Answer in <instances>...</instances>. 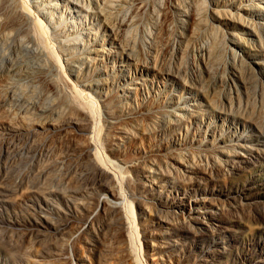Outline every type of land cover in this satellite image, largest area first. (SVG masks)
Returning a JSON list of instances; mask_svg holds the SVG:
<instances>
[{
    "label": "bare ground",
    "instance_id": "1",
    "mask_svg": "<svg viewBox=\"0 0 264 264\" xmlns=\"http://www.w3.org/2000/svg\"><path fill=\"white\" fill-rule=\"evenodd\" d=\"M234 2V0H0V106L3 107L7 101L9 104L12 101L15 110L13 109L14 113H11L13 117L16 116V120L11 121L12 123L6 124L4 122L5 126H2L4 136L2 138L0 136V138L4 148H2L1 153L6 158L12 151H15L13 148L17 141H22V143L28 144L30 148L28 150L33 156L50 136L56 135L55 133L67 134L66 132L73 131L74 134L75 131L81 136L79 138L78 134L74 135L79 138V140L76 139L77 137L74 138L76 140H74V149L65 153L66 148L64 155L55 156L56 160L53 159L56 161L57 166L55 167L58 169L55 171L60 172V177L65 176L67 182L65 181L63 184L64 181L58 179L55 181L56 186L54 188L47 187L48 190L46 191L49 192V195H60L62 192L65 195L64 192L67 194L70 191L68 197L66 195L59 197L68 206L71 204L74 208L73 211L69 213L70 211L66 210V213L63 212L65 215L61 217V213H57V209V212L55 211L59 214V216L56 215L57 217L50 215V212L44 213L43 219L37 218V224L31 227L32 229L29 227L28 233L30 235L36 238L43 234L68 233L69 238L75 234L74 238L79 240L89 237V235H97L99 232L102 234L108 231L111 237L120 234L123 242L118 241V243L123 244L117 248L119 250L117 251L127 257L126 264H162L163 253L160 248L161 245L155 240L157 239L156 235L166 243H164L165 248L171 249L180 240L184 242L189 233L198 232L200 233L198 237H203L201 238L203 244L200 245L191 240L189 248L191 246L199 256H203L215 248V239L209 240L204 234L202 236V229L200 228V224H202L200 215L202 213L197 211L203 208V204L204 206L208 205L212 210L221 208L222 206H218L214 201L215 197L207 196L202 192V198L194 203H189L188 208H186L182 200L173 203L167 201L168 190L165 187L166 182H168L167 174H171L175 179L176 173H181L182 180L192 182L195 178L194 174L199 170V158L205 161L206 165L211 164L210 166H213V164L221 161L218 157L220 153L218 149L221 148H218L220 146H217L215 142L211 143L209 147H202L201 139H198L197 144L194 145L191 141L186 142L187 125L196 114V112L190 111L189 107L192 106L199 110L198 104H189L179 95L163 93L159 89L153 95L143 97V91L148 89L149 85L156 86L158 83H164L163 75L169 77L171 84L183 85L185 86L184 89L201 95L203 99H205V92L203 93V89L201 90L200 86L193 83L195 81L185 84L184 80L186 79L183 80L182 75L170 73L169 70H162L160 68L162 63L158 65V60L156 62L155 59L158 53L154 54L153 52L151 53V55L154 54L152 57L139 60L136 57L135 42L138 26H141L142 32L149 38L148 42L152 50L167 42L168 38L166 37H171L168 32L171 34L172 30L171 28L168 31L170 23L168 22V13H175L182 18L184 17L182 20L188 23L191 30H195L204 21L205 18L202 17L206 15L210 22L209 28H211L212 35L210 42L208 40V43L201 48L200 58L204 73L209 74L211 68L218 66L215 65L214 61L222 60L226 56L225 59H229L228 62L232 68L228 74L230 82L239 77L240 72L245 73L243 70H247V73L253 78L256 75L253 72L255 69L248 61L243 60L241 55L243 51L240 49L238 41H242L246 46L251 45L255 49L264 50V29L253 18L239 14V8L234 6ZM230 6L236 10L232 11ZM242 9L244 10V7ZM148 12H150V17L154 16L153 18H155L153 21L151 20L152 22L155 20L154 24L150 23V25L153 24L151 27L142 18L146 13L148 15ZM221 16L246 27V33L255 36L254 41L252 38L240 37L238 34L235 38L236 34L233 32L229 34L230 36L222 34L219 37L216 35L221 22L219 17ZM201 18L202 22L200 23ZM223 32L226 33V31ZM174 34L176 35V33ZM175 37H180V34ZM140 42L142 43V41ZM159 50L161 51V48ZM211 61H213V67ZM237 68H243V70L240 69L242 71L239 72ZM211 73L210 76H212ZM246 74L242 76L245 77ZM219 78H223V75ZM246 79L249 80L250 78ZM246 79H244L245 84L247 83ZM199 82L201 85L200 80ZM260 83V89L264 91V82ZM247 84L244 86H248ZM253 84L255 83L253 82ZM246 91L248 90L245 89V93H247ZM173 96H176V101H173ZM34 98H42V104L36 111L31 110ZM39 99H35V102L36 100L38 102ZM210 100L205 99V102L213 110H217V113H226L225 106L222 104L215 105L214 99ZM182 125L186 126L184 135L180 132ZM73 134L71 133V135ZM168 135L169 140L177 146L164 147V150L153 151L147 156L132 157L129 153L134 148H141L147 152L144 146L145 144L149 145V143H151L150 148L152 145L158 147V142H161L160 138L163 136L166 138ZM60 136H57L58 141ZM65 136L68 137V135ZM69 137V139L72 138L70 135ZM221 146L224 148L226 145ZM234 147L232 144L227 145L229 149ZM25 150V153H28V150ZM59 153L62 154V152ZM22 155L19 160L25 156V154ZM168 156L175 159V162L177 161L182 167L164 160ZM9 157L12 159L11 156ZM29 158L31 159V157ZM195 159H198L199 162H195ZM55 161H53L54 165ZM16 162L18 163V159ZM44 164H42L44 167L42 170L47 167ZM46 164L48 165V163ZM48 166L50 167V165ZM184 167L192 170L189 171L190 173H186ZM52 171L54 172V170ZM144 172L147 175L142 176L148 177L150 181L148 188L146 179L140 177V174H144ZM50 173L52 172L50 171ZM47 175L44 178L50 176V174L48 177ZM89 177H92V180L89 182L90 186H87L89 180L87 183L85 180ZM49 182L52 181L49 180ZM50 183L49 186L52 185ZM153 184L158 187V191L152 186ZM46 185L48 186V184ZM85 193L89 194L87 196L89 198H92V193L98 195L96 194V200L92 199L94 201H84L81 196ZM162 195L164 200L161 199ZM58 200L56 201L59 202ZM46 202L48 203V201ZM64 206L66 205L64 204ZM192 210L197 212L194 214ZM14 228L16 229V227ZM65 238H62L61 241L58 239L60 246ZM41 242L43 241L40 240V244H42ZM44 242L45 245L46 242ZM78 245L74 247L76 248ZM115 245L113 244L114 247ZM141 245L144 246V249ZM46 247L44 246V248ZM44 248L42 247V249ZM115 248L114 250H116ZM45 250L42 252H49L47 250L45 252ZM53 254L56 260L60 258L59 262H53L50 258L47 259L50 261L34 259L30 263L72 264V260L61 261L59 254ZM61 254L63 255V253ZM113 254L109 255L115 258L114 255L116 254ZM103 256L106 257V255ZM117 256L118 259H121L119 262H122L123 255L117 254ZM73 259L80 263L84 257L74 253ZM114 261L110 262L113 263Z\"/></svg>",
    "mask_w": 264,
    "mask_h": 264
},
{
    "label": "rangeland",
    "instance_id": "2",
    "mask_svg": "<svg viewBox=\"0 0 264 264\" xmlns=\"http://www.w3.org/2000/svg\"><path fill=\"white\" fill-rule=\"evenodd\" d=\"M234 1H235L234 6L235 7L237 6L239 8L238 9L239 14L253 18L264 29V0H234ZM243 7H244V10L242 9ZM229 8L232 11L236 10L232 6H230ZM146 14H144V17L142 16L143 21L144 22L146 21L148 26L151 27L153 26L155 22V20L154 22H152L153 19L155 18H153L154 16L150 17L149 15L150 12H148V15ZM168 14H169L168 22H170L168 25V28H169L168 31L171 30L172 28L171 34H169L170 32H168V35L171 37H168V36L166 37L168 38L167 42L168 41L169 42L168 43L164 42L163 44L165 46L163 44L160 45L159 47L157 46L158 48L157 47L156 48L158 50L156 48L155 50H152L149 46L150 44L148 42L149 38L144 34V32H142L141 26L140 27L138 26L139 29H137L136 31L137 38L135 42L136 57L139 60H144L158 53V56L155 57V59H156V62L158 60L157 62L158 65L162 63L160 65L161 66L160 68L162 70L164 71L169 70L168 72L170 73H174V74L177 73L178 75L179 74L182 75L183 80L186 79L184 80L185 84L187 82L191 83L195 81L193 83L200 86L201 90L203 89L202 90L203 93L205 92L204 96H205V99H207V101L210 99H211L210 101H212L214 99L213 101H215V105L222 104L223 106H225L227 110H226V113H217L218 112L217 110H213L211 106L206 104L205 99H203L201 95H196V93L190 92V90L184 89L185 86L183 85L181 86L180 84H177V85L173 83L171 84L169 77L168 76L165 77L164 75H163L164 83H158L156 86L149 85L148 89H144V91L142 90L143 97L144 96L148 97L149 95H153V93H156L155 91L159 89V91L163 93L168 92L169 94L174 93L176 95H179L180 97L184 98V100H186L189 104L191 103L198 104L200 108L199 110L192 106L189 107L190 111L192 110L193 112H196V114H195V117H193L192 120H190L191 122L188 123L187 125L188 133L185 135L186 142L191 141V143H193L194 145V144H197L198 139H201L202 147H209L211 143L215 142L217 146H220L218 148H221V149H218L220 151V153L218 154V157L221 159V161L219 163H215L216 165L215 164H213V166H210L211 164L206 165L205 161L200 160L199 158V161L201 162L200 164L198 159H195V162H199V170L194 174L195 178L194 180H192V182H187L186 180H182L181 173H176L175 179H174V176H172L171 174L170 175L167 174L168 182H166L167 185L165 187L168 190L167 191L168 196L166 197L167 201L173 203V202H179L182 200L186 208H188L189 203H194L197 200L199 201V198H202V195H201L202 192L207 194V196H212L213 198L215 197L214 201L218 204V206H222L221 208L212 210L211 208L208 207V205L204 206L203 204L202 205L203 208H200V210H197L200 213H202L200 215V220L202 221L201 222L202 224H200V228L202 229L201 231L202 236L204 234L205 237L209 240L215 239V244H214L215 248L211 252L205 253L203 256L197 255L198 253L196 251L194 252L191 246L189 248L191 240L196 241L200 245L203 244V241L201 240V238L203 237H198L200 235V233L198 232L194 234L189 233L187 235V238L184 239L185 240L184 242L180 240L178 244H175V246L171 249L165 248L164 245L166 243L155 234L157 238L155 240L158 242L159 245H161L160 248L162 249V253H163L162 264H264V96H262L264 95V93H262L264 91H261L260 89L261 88L260 82H264V50L260 48L258 49L256 46L255 47L257 49L251 47V45L246 46L245 43L243 44L242 41H238L241 47L240 49L243 51L242 53L240 52L241 55L243 56V60L246 62L248 61L250 65L253 66L254 69L256 70V71L253 70V72L256 74L254 76L255 79L254 77L251 78L252 76L250 77V74L247 73L248 72L247 70H243V68H240L243 71H245V73L244 72L242 73L240 72L242 70L237 68L239 72L241 73L239 75L240 78L239 77L234 78L233 82H230L228 74H230V71H232V68H230L231 64L228 62L229 59L228 60L225 59L226 56L224 57V59L222 58L224 55H221L222 57L220 56L222 60H219L220 58L217 59L220 62L214 61L215 65L216 64L218 65L217 67L214 66L216 69L213 67L214 65L213 61H211L212 62L211 65L213 68H211L210 73L212 71L213 72L211 73L212 76H210V73L209 74L204 73L205 71H203V65H202V61L200 58L201 48L206 43H208V40L210 42V38L212 35L211 34L212 31L210 30L211 28H209L210 22L207 16L205 15L202 17V18H205L203 19L204 20L203 22H205L204 25H203L202 18H201L200 23L201 22L202 23L199 24V26L196 27V29L194 28L195 30H191V27H189L188 23L182 20L184 19V17L182 18V16L177 15L175 13H168ZM151 15L153 14L151 13ZM219 21H221L219 30L218 32H216L217 33L216 35H218L219 37L222 34L230 36L229 34L233 32V34H236L235 38L237 37V34H238V36L240 37L252 38L254 41L255 36H251L247 34L245 31L246 27L242 26L238 22L234 20L231 21V19L228 20V18H225V17L222 18V16L219 17ZM150 23H153V24L150 25ZM222 31H226V33L224 32L222 33ZM174 33H176V35L180 34V37L176 38L175 37L176 35ZM209 34L210 36H208ZM138 36H140L141 38ZM140 41H142L143 44ZM145 41L147 42L145 43ZM263 42H264V36H263ZM160 48H161V51L159 50ZM153 52L154 54L151 55V53ZM184 64H185V67H184ZM244 74H246L245 77L242 76ZM198 75L199 77L201 76V78H199ZM221 75H223L224 79L219 78ZM242 77L244 79L246 78L251 79V81H249L250 79L249 80L246 79L248 83L246 84L249 86V87L248 86L246 87L248 88L244 86L246 85L245 84L246 81ZM256 77L260 79H257ZM148 78L150 79L149 76ZM199 80L201 81V85H200ZM253 82L256 85L253 84ZM245 89L248 90L246 91L247 93H245ZM159 95L161 94L159 93ZM35 99H39V98L33 99L34 102L33 101L32 102L34 104L32 105L33 106V108L31 109L32 111L34 110L36 111L37 108H39V106H41L42 104V98H40L38 102L37 100L35 102ZM176 99H177L176 96H173V101H176ZM8 102L9 101H7L6 104L3 105V107L0 106V136L1 138L2 136H4L3 127L5 126V123L8 124L9 122L16 120L15 119L16 116L14 115L13 117L12 115V113H14L15 106L12 104V101H10V104ZM184 126L182 125L180 129V132L183 135L185 134V130H186V126L185 127ZM66 133L67 134L65 133H59V134L60 135L65 134V135H68V137L65 135L60 136L58 133H55L56 134L55 136L54 134L50 136L49 139L44 143V145H42L41 148H39L36 151V154L33 155L34 159H33L32 153H30V150H28L30 149L28 144H24L22 143V141H19V142L17 141V144L13 148V150L15 151L14 152L12 151L10 153L9 156H11L12 159L9 156H6L5 158V156L1 153L3 150L2 148H4V144L2 143L1 138H0V148H1L0 149V264H31L30 261L34 259H37V260L40 259L42 261L43 260L46 261L47 259H50V258H52L51 261L53 262H57V261L59 262L60 258L56 260L53 253H57L58 255L62 250L63 251L61 253H63V255L61 253H60L61 255L60 254L58 255L61 257V261L72 260V264H102L103 262L104 264H116V263L126 264L127 257L126 256L124 257V254L121 252H118L119 250L117 249L123 244V243H118V241L123 242V239H121L122 237L119 236L120 234H118V236L111 237L108 231H107L108 233L105 232L102 234L101 232H99L97 235H93V236L89 235V237H86L87 239L81 238L79 240H76V238H74L75 234H73L74 236L72 235L73 237L70 236V238L67 235L68 233H61L62 235L61 234H46L48 235L47 237L45 234H43V235H38L35 238L28 233L29 227L31 228L37 224L36 222L37 218L43 219V217L45 216L44 213L48 214L50 212V215L52 214L54 217L59 216V214L57 213H61L60 215L61 217L65 215L66 210L70 211L69 213H71V211H73L74 209L72 208L71 204H70L71 208H69L70 206H68L67 203L61 200L59 197L61 195L62 196L66 195L68 197V194L70 193V191L67 192V194L66 192H64L65 195L62 194L63 192L60 193V195L59 194L49 195L48 194L49 192H46L49 187L54 188V186H56L55 181H57L58 179L64 181V182L61 181L63 184H65V181L67 182V178L65 176L61 175L63 177H60L59 176L60 172L55 171V170L58 171V169H56L55 167L57 166L55 158L57 156L59 157V155L62 156L66 152H70L72 149H74L75 147L74 138L77 137L76 139L79 140L81 136H79L80 133H77L75 131H74V134H73V131L71 132L68 131ZM71 133L73 135H71ZM77 134L79 138L78 136H74ZM69 135L72 137L71 139H69L70 138ZM57 136L58 137L60 136L59 141H58ZM160 141L161 142H158L159 143L158 147H156V145H152V148H150L151 143H149V145L145 144L144 147L147 152H145L141 148H134L129 153L132 157L133 156L137 157L138 155L147 156V154L150 155L151 153H153V151L154 152L157 150L160 151V149L164 150L165 149L164 147L167 148L169 146H177L175 143L169 140V135L166 138L163 136V138H160ZM20 144L21 145L23 144V145L21 146ZM50 144L52 145V147ZM229 144H232L235 147L232 149H229L227 148V145ZM70 145H73V146H70ZM221 145H224V146L226 145V146L222 148ZM19 147H22V148H19ZM24 147H26L25 149L28 150L29 154L27 152H26L27 154L25 153L26 150L24 149ZM66 148L68 151L65 150ZM18 149L20 150L17 151ZM151 149L153 150L151 151ZM64 150H65V153H64ZM221 150H224V151L221 152ZM17 152L19 153L16 154ZM59 152H62V154ZM20 153H23V155L25 154V156L21 154L23 157L22 159L19 160V158H21ZM15 155H18V156H15ZM29 157H31V159ZM37 158H39L40 160ZM17 159H18V163L16 162ZM164 160H167L169 162L174 163L175 165L179 167H182L181 164L179 165V163H177V161L175 162V159L170 158V156L166 157V159L164 158ZM21 161H24V163H21ZM53 161H55V165ZM15 162L17 165L14 164ZM41 163L42 164L45 163L44 166H47L45 167L46 169L42 170V168L44 167H42L43 165ZM46 163H48L50 167ZM38 164L39 165L41 164L40 165L41 168L39 167ZM8 166L10 170L8 169ZM11 168H13L14 170ZM38 168H40L41 171L38 170ZM184 168L186 170V173H190L189 171L192 170L191 168L189 169L188 167H184ZM50 169L54 170V172ZM36 170H38L40 173H37L38 171ZM49 170L53 173L54 176L51 175L52 173H50ZM142 171L143 170H141V172ZM55 172L58 174H56ZM42 173L43 174L46 173V174L43 175ZM45 175L49 177L44 178ZM55 175H58V176L55 177ZM142 175H147V174H145V172L144 174H140V177L144 179L145 176H142ZM89 178L85 180L86 183L89 180L87 183V186H90L89 182H91L90 180H92V177L90 179ZM46 179L51 180L53 183L52 182L50 183L49 180L47 183ZM145 179H146V185L148 188V183L150 181L148 180V177ZM49 183L52 185L49 186ZM46 184H48V186ZM152 186L155 188L156 191H158V187H156L154 184ZM44 187H46L45 190H44ZM47 194H48L47 196L48 198L45 197V195ZM96 194L97 193H92V198H89L87 197L89 196V194L85 193L81 196V199L84 201H87V200L94 201L92 199L96 200L97 195H98ZM163 195L161 196L162 200L165 199ZM49 200L51 201L49 202ZM56 200H58L59 202H57ZM45 201H48V203L47 202L45 203ZM55 203H57L56 205L58 207L55 205ZM64 204L66 206H64ZM211 205L214 207L213 204ZM60 206H62V208H60ZM65 207L67 208L65 209ZM59 208L62 210L60 211ZM56 209L58 212L56 211ZM197 211L195 210L194 212L192 210L194 214ZM72 213L74 214V212ZM13 226L16 227L17 230ZM44 235L45 237H43ZM50 235L51 236L54 235L52 236L53 238ZM60 236L62 238L66 237L65 240H67V241L62 240L61 246H60L59 240L61 241L62 238ZM112 238L113 240L111 241ZM38 239L39 241H37ZM56 239L57 240L59 239L58 243ZM85 239L89 242H87ZM40 240L43 242L45 241L46 242V243L44 242L45 245L43 244V242H41L42 244H40ZM99 240H102V241H99ZM36 241H37V244H36ZM72 242L74 243L73 245H72ZM104 242H108V243H104ZM109 243H110V246H109ZM113 244L114 245L116 244L115 245L116 248L113 246ZM76 245H78L77 246L78 252H77V247L76 248L74 247ZM44 246L46 248H44ZM63 246L66 251L64 250ZM111 246L114 247L116 250H114V248H112ZM42 247L44 249H42ZM59 248L60 249L63 248V249L59 251L60 250ZM105 248L107 249L112 248V249L108 251ZM45 249L49 252H46ZM56 249L57 250L59 249V250L57 251ZM142 249H144V246H142ZM44 250L46 253L42 252ZM51 250L52 251L54 250L55 252L54 251L50 252ZM111 251H114L115 253ZM49 253L53 257L52 256L50 257ZM74 253L83 255L84 257L83 261L79 263L78 261L73 259ZM113 253L116 255H114ZM109 254H113L116 259L113 258V256ZM117 254L123 255L122 262H119V260L121 261V259H118ZM65 255L67 256V258ZM70 255L71 257H69ZM103 255H106V257ZM105 260L108 261L109 263L106 262ZM47 261H50V260H47ZM110 261L111 262L114 261V262L111 263Z\"/></svg>",
    "mask_w": 264,
    "mask_h": 264
}]
</instances>
